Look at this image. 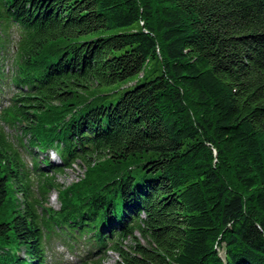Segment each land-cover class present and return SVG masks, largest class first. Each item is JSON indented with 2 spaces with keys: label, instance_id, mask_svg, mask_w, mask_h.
Returning a JSON list of instances; mask_svg holds the SVG:
<instances>
[{
  "label": "trees",
  "instance_id": "trees-1",
  "mask_svg": "<svg viewBox=\"0 0 264 264\" xmlns=\"http://www.w3.org/2000/svg\"><path fill=\"white\" fill-rule=\"evenodd\" d=\"M9 79L0 264H48L57 230L115 264H264V0H0Z\"/></svg>",
  "mask_w": 264,
  "mask_h": 264
},
{
  "label": "rangeland",
  "instance_id": "rangeland-1",
  "mask_svg": "<svg viewBox=\"0 0 264 264\" xmlns=\"http://www.w3.org/2000/svg\"><path fill=\"white\" fill-rule=\"evenodd\" d=\"M10 42L9 47L12 50V47L16 44L19 39V34L16 29L12 28L10 32ZM153 63L150 64L152 66ZM5 72L11 76V63L5 61ZM147 79L142 78L141 76H137L132 82L127 84L125 88L133 87L137 81L140 83L145 82ZM8 83H2L3 86V93H0V113L2 106H6L9 104V98L12 95V91L14 90V85L11 80H7ZM9 84V85H7ZM8 131L11 134L16 133L15 130L8 128ZM36 151V150H35ZM25 161L29 167V169L33 172V176L35 177L33 188L36 190L35 192L39 195L38 190V183L36 180L38 179V175L34 172V161L32 156L28 153H24ZM49 157L52 162L61 163L60 157L55 151L44 152L38 155V159L43 166L44 163L42 159ZM46 172L50 175H53L56 178L57 182L62 184L63 186H69L74 182L80 180L85 173L86 167L81 161L76 162L72 167H65L63 172H54L51 168H46ZM21 197L22 195L19 194ZM59 190L53 188L48 196L47 206H52L56 209L60 208L61 202L59 199ZM57 233H52L47 240V254H48V264H84V261L89 262V264H95V260H102V264H115L116 261L119 259V256L114 251H107L106 253L102 250L101 253L96 252L94 250V254L89 256L88 252L91 249V242L88 238H81L80 242L73 243L66 237V235L62 234L59 230L56 231ZM89 236V235H87ZM142 242H145L142 239ZM126 245L130 244V240L125 241ZM223 252V251H222ZM24 254V250L21 251V255Z\"/></svg>",
  "mask_w": 264,
  "mask_h": 264
}]
</instances>
